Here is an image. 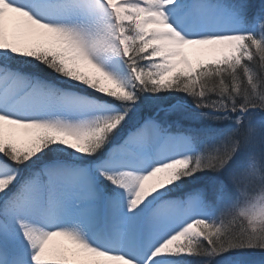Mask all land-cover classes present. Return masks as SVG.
I'll list each match as a JSON object with an SVG mask.
<instances>
[{
	"label": "snow or ice",
	"instance_id": "snow-or-ice-1",
	"mask_svg": "<svg viewBox=\"0 0 264 264\" xmlns=\"http://www.w3.org/2000/svg\"><path fill=\"white\" fill-rule=\"evenodd\" d=\"M257 109L264 0H0V264H264Z\"/></svg>",
	"mask_w": 264,
	"mask_h": 264
},
{
	"label": "trees",
	"instance_id": "trees-1",
	"mask_svg": "<svg viewBox=\"0 0 264 264\" xmlns=\"http://www.w3.org/2000/svg\"><path fill=\"white\" fill-rule=\"evenodd\" d=\"M254 70L256 72L257 75H261V70L258 68V66L254 65ZM216 97L214 95H211V99H215ZM190 101V98H189ZM259 115L260 117H262L264 119V113L258 112V111H254L252 112L248 117H252L255 115ZM246 119V118H245ZM217 220L219 221V219L221 218H225L226 217H221L220 214L217 215ZM259 251V250H258ZM211 258H207V257H200V256H193V257H188L186 264H205L206 261H209Z\"/></svg>",
	"mask_w": 264,
	"mask_h": 264
},
{
	"label": "rangeland",
	"instance_id": "rangeland-1",
	"mask_svg": "<svg viewBox=\"0 0 264 264\" xmlns=\"http://www.w3.org/2000/svg\"><path fill=\"white\" fill-rule=\"evenodd\" d=\"M233 119H235V117H233ZM249 119H252V120H255V121H259V120H261V119H263V118L260 117L258 114L255 115V116H252V117H246V119H245V123H247ZM228 123H230V122L222 121V122H219V123H215V124H213V126H214V127H221V128H223V127H226V125H227Z\"/></svg>",
	"mask_w": 264,
	"mask_h": 264
}]
</instances>
